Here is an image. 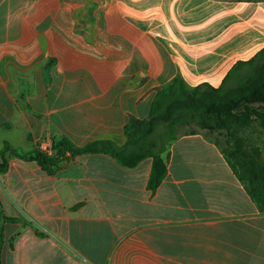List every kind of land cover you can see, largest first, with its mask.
I'll list each match as a JSON object with an SVG mask.
<instances>
[{
	"label": "crops",
	"instance_id": "1",
	"mask_svg": "<svg viewBox=\"0 0 264 264\" xmlns=\"http://www.w3.org/2000/svg\"><path fill=\"white\" fill-rule=\"evenodd\" d=\"M59 47L88 63L54 65ZM263 48L264 0H0V153L58 137L123 146L177 75L218 88ZM213 135L175 140L154 191L151 158L86 154L48 174L10 157L0 264H264V212Z\"/></svg>",
	"mask_w": 264,
	"mask_h": 264
},
{
	"label": "trees",
	"instance_id": "2",
	"mask_svg": "<svg viewBox=\"0 0 264 264\" xmlns=\"http://www.w3.org/2000/svg\"><path fill=\"white\" fill-rule=\"evenodd\" d=\"M193 124L199 130L217 132L226 138L228 148L222 153L248 195L264 212V152L260 145L250 144L252 133L264 135V48L251 59L237 62L218 88L208 84L192 87L177 75L158 90L148 118L132 119L126 126L123 146L110 140L77 146L67 137H58L53 140L51 153L40 148L20 153L6 143L0 153V174L7 171L12 156L34 160L48 174L54 173L53 167L65 158L86 154H108L127 168L151 158L149 188L154 191L167 174L164 153L181 136L179 129ZM0 217L16 221L4 217L1 203Z\"/></svg>",
	"mask_w": 264,
	"mask_h": 264
},
{
	"label": "rangeland",
	"instance_id": "3",
	"mask_svg": "<svg viewBox=\"0 0 264 264\" xmlns=\"http://www.w3.org/2000/svg\"><path fill=\"white\" fill-rule=\"evenodd\" d=\"M47 12H50V10H48ZM58 43L56 42H50V48L51 49H55L56 45ZM55 45V47H54ZM59 45H64L63 43H59ZM65 46L66 43H65ZM58 54L56 56V58H54V65L55 64H59L61 65L64 69L66 68H69L70 66H78L77 63H80V64H87L88 61L87 59H79L77 58L75 55H74V52L71 48H68V47H65V48H60L58 49ZM59 57V58H57ZM53 63V62H52ZM197 131H206V130H199L198 127L193 124V125H188V126H185L183 128H180L179 129V134L183 135L185 133H191V132H197ZM214 135L213 137L216 138V143L217 145L220 147L221 150H227L228 146L226 145V138L223 137V136H220L217 132H213ZM251 133L248 132L247 135H250ZM252 145L254 144H258L261 146L263 152H264V135H259L257 132H255L254 134L252 133V136H251V143ZM37 148H40L41 150L43 151H50V153L52 152V147H49V146H45V148H41L40 146H38Z\"/></svg>",
	"mask_w": 264,
	"mask_h": 264
}]
</instances>
